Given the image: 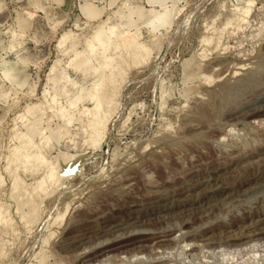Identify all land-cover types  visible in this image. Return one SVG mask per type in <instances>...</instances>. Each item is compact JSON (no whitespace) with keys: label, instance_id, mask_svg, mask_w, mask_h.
Here are the masks:
<instances>
[{"label":"rangeland","instance_id":"1","mask_svg":"<svg viewBox=\"0 0 264 264\" xmlns=\"http://www.w3.org/2000/svg\"><path fill=\"white\" fill-rule=\"evenodd\" d=\"M92 1L99 16L88 17L87 0H0V91L7 92L0 95V202L15 227L0 223V264H264V0H167L163 9L147 0ZM236 6L251 7L247 18L226 26ZM152 9L167 20H151ZM100 17L141 25L150 58L127 68L98 148L83 145L80 133L73 140L58 133L55 115L32 122L53 127L49 158L81 156L26 225L31 193L10 194L6 168L17 141L13 118L42 115L58 59L56 74L66 68L90 83L67 66L73 53L58 40L67 29L92 34ZM5 67L16 76L6 77ZM64 81L57 84L63 102L77 89ZM21 168L26 183L40 177Z\"/></svg>","mask_w":264,"mask_h":264},{"label":"bare ground","instance_id":"2","mask_svg":"<svg viewBox=\"0 0 264 264\" xmlns=\"http://www.w3.org/2000/svg\"><path fill=\"white\" fill-rule=\"evenodd\" d=\"M253 1L254 0H248V4H252ZM147 2L154 6L156 3H160L162 9L164 8L163 6L168 3L167 0H147ZM94 4L95 3L92 0H87V4L83 6L88 17L99 16ZM129 4L130 0H125L122 6L127 7ZM122 6L118 8L119 11ZM250 8V6L246 8L236 6L235 11H237V13L226 21V26L229 24L231 25L232 22L239 23L241 20L247 18L246 15L249 13ZM152 10L155 11V9ZM139 11L140 10L131 9L130 13L141 14ZM159 12L160 10L155 11V16L151 20L154 21L156 19L155 22L159 23L165 22L167 17L164 14L160 15ZM34 14V12H28L29 17L31 18ZM109 20L110 17H108L107 20L100 17V19L96 22L95 28H93L94 31L92 34H86V31L82 28L81 32L74 31L73 29H67L58 40V48L61 51H65L64 53L71 51L73 53V56H71L67 63V66L81 72L83 78L90 76V83L87 86L79 83L76 79L72 78L66 68L60 72V76L56 74L58 65L61 63V59H58L51 67L47 81L48 86L43 92L45 110L42 112V115L39 117H29L25 112H21L13 118L15 127L11 139H16L17 141H14V145L9 148L11 149V152L10 155L6 156L8 159V162L6 161V168L12 176V186L10 189L12 193L10 194L18 191L19 196L23 195V192L20 191L22 188L24 189V192L31 193L29 194V199L27 200L29 211L25 212L21 216L26 225H28L27 217L39 208V203L44 195L52 192L49 191V186L52 188L54 187V189L58 188L57 186H59L63 181V176H65V174L67 175V173L73 169V165L75 164L74 160L81 156L70 153L62 154L58 157V160L49 158L47 148L51 147L55 143L52 134L53 127H51L48 122L46 125L41 123L42 125L40 124V126L37 127L33 124L34 121L41 120L44 115H49V117L55 115L62 120L61 124L56 125L58 133H63L64 135L70 137L69 139L71 140H73L75 136L80 133L81 143L83 145H87L88 148L92 149L98 148L106 138L111 116L115 110L118 109V92L122 87V82L126 80L127 68L132 64L141 65L142 63H148L152 49L150 44L142 37L141 25L133 26L131 22L127 24L123 22L113 23ZM145 26L147 27V30L152 37L151 39L153 40L157 34L153 33V31L149 29L148 23L145 24ZM23 31V29H20V32ZM11 32H13L11 37H14V39L19 36H24L22 35L23 33H18L17 31L12 30ZM82 38L84 39L82 40ZM212 39L211 35L204 37L203 40L207 41V43L209 41L210 43V40ZM80 45L81 48L79 47ZM4 70L6 77L16 76L14 73L15 71L13 72L11 68L5 67ZM64 80L72 82L74 87L77 88L71 96L67 95L65 102L60 99L61 93H59L57 89L59 81L61 82ZM51 83H54V86H51ZM67 89L66 84H64L62 91L64 90L66 92ZM222 94L224 93L222 92ZM0 95L6 96L7 92L0 91ZM86 102H91L92 105H86ZM198 113L201 114L200 112ZM19 121L22 122L24 130L18 126ZM71 126L75 127L71 128ZM30 129L37 135L36 138L31 135ZM85 150H87V148ZM63 162L66 163V165H63ZM19 166H22L24 171H28L31 174L39 172L40 177L37 179L35 178V180L30 183H26L17 171L21 168ZM3 180V176L0 173V183ZM1 184L0 186H2ZM29 184L31 185L30 189H28ZM15 194L17 193L15 192ZM3 203L0 202V223L11 226L13 231L15 230V227H13L14 224H11L12 216L9 213L10 210L8 211V204L4 205ZM69 205L70 204L66 206V211H68V208L70 207ZM66 211L64 213L59 212L58 216L54 220V223L57 224L63 220L65 213H67ZM49 239L50 237L48 235L43 245L48 243ZM43 248L44 246L41 251L35 255L39 262H42L47 257ZM2 250V247H0V253L3 254Z\"/></svg>","mask_w":264,"mask_h":264}]
</instances>
